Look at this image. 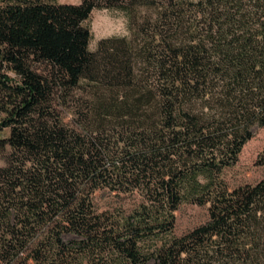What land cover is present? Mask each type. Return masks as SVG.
<instances>
[{
  "label": "trees",
  "instance_id": "obj_1",
  "mask_svg": "<svg viewBox=\"0 0 264 264\" xmlns=\"http://www.w3.org/2000/svg\"><path fill=\"white\" fill-rule=\"evenodd\" d=\"M96 8L130 35L90 50ZM255 125L264 0H0V264H264V178H223Z\"/></svg>",
  "mask_w": 264,
  "mask_h": 264
},
{
  "label": "rangeland",
  "instance_id": "obj_2",
  "mask_svg": "<svg viewBox=\"0 0 264 264\" xmlns=\"http://www.w3.org/2000/svg\"><path fill=\"white\" fill-rule=\"evenodd\" d=\"M58 2L79 3L81 0H57ZM85 24L90 28L92 36L89 43L90 50H96L101 39L114 36L130 35L129 23L126 15L117 9L96 8ZM70 121V115L64 114ZM8 131H5V134ZM264 149V128L255 125L253 136L243 146L239 160L223 171V178L230 188L247 183H255L264 178V165L256 164L258 154ZM4 160L0 156V165ZM94 201L99 210H107L119 206H131L133 198H122L110 194L107 190H98L94 194ZM175 234H182L195 226L204 223L209 217L208 205H199L190 200H184L175 212Z\"/></svg>",
  "mask_w": 264,
  "mask_h": 264
}]
</instances>
